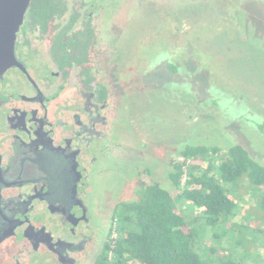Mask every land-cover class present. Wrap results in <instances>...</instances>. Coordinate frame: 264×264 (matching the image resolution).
Here are the masks:
<instances>
[{
	"label": "flooded vegetation",
	"instance_id": "1",
	"mask_svg": "<svg viewBox=\"0 0 264 264\" xmlns=\"http://www.w3.org/2000/svg\"><path fill=\"white\" fill-rule=\"evenodd\" d=\"M152 9L31 0L19 64L0 75V264H97L107 251L115 209L100 179L132 139L119 130L127 88L105 69L121 66L122 18Z\"/></svg>",
	"mask_w": 264,
	"mask_h": 264
},
{
	"label": "rangeland",
	"instance_id": "2",
	"mask_svg": "<svg viewBox=\"0 0 264 264\" xmlns=\"http://www.w3.org/2000/svg\"><path fill=\"white\" fill-rule=\"evenodd\" d=\"M152 1L153 14L138 10L122 18L121 66L105 69L110 81L120 77L127 88L119 130L126 128L132 139L126 142L129 149L119 144L122 163L100 179L104 201L108 198L115 211L120 205L115 200H132L142 183H159L175 195L170 171L172 161L183 159L185 143L239 142L264 165V134L254 127L257 115L264 116V0ZM169 54L177 63L180 56L194 55L209 69L216 89L205 92V98L192 95L167 73L166 64L160 84L153 75L147 79L152 86L145 74L167 63ZM189 71L198 72V80L204 77L200 69ZM102 164L109 167L106 160ZM238 191L240 212L235 224L228 223L229 234L213 245L218 249L213 264H264V207L250 189L240 186Z\"/></svg>",
	"mask_w": 264,
	"mask_h": 264
},
{
	"label": "trees",
	"instance_id": "3",
	"mask_svg": "<svg viewBox=\"0 0 264 264\" xmlns=\"http://www.w3.org/2000/svg\"><path fill=\"white\" fill-rule=\"evenodd\" d=\"M169 56L167 63L155 67L144 79L153 75L152 80L160 84L161 68L166 64L167 73L177 78L175 82L187 85L186 91L192 95L205 98V92L212 93L211 73L200 60L194 55L189 59L180 56L177 63ZM190 68L202 70L204 77L198 80V72L193 74ZM257 116L254 127L264 134V116ZM181 146L183 159L172 161L170 171L178 192L174 195L159 183H142L135 198L121 201L114 213L116 236L97 264H213L218 253L213 245L229 234L228 223L235 224L240 212L238 188L250 189L256 203L264 207V165L244 145Z\"/></svg>",
	"mask_w": 264,
	"mask_h": 264
},
{
	"label": "water",
	"instance_id": "4",
	"mask_svg": "<svg viewBox=\"0 0 264 264\" xmlns=\"http://www.w3.org/2000/svg\"><path fill=\"white\" fill-rule=\"evenodd\" d=\"M31 0H0V75L19 64L18 34Z\"/></svg>",
	"mask_w": 264,
	"mask_h": 264
}]
</instances>
